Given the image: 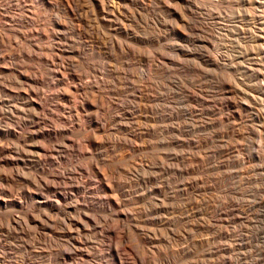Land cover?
Masks as SVG:
<instances>
[{
    "label": "rangeland",
    "instance_id": "1",
    "mask_svg": "<svg viewBox=\"0 0 264 264\" xmlns=\"http://www.w3.org/2000/svg\"><path fill=\"white\" fill-rule=\"evenodd\" d=\"M212 4L0 0V264H264V153L241 121L229 148Z\"/></svg>",
    "mask_w": 264,
    "mask_h": 264
},
{
    "label": "bare ground",
    "instance_id": "2",
    "mask_svg": "<svg viewBox=\"0 0 264 264\" xmlns=\"http://www.w3.org/2000/svg\"><path fill=\"white\" fill-rule=\"evenodd\" d=\"M212 5L214 54L209 60L215 72L216 104L229 108V132L234 138L229 148L235 150L239 146L236 145L238 138L244 134L237 127L239 121L247 122L252 134L260 142L253 155L260 157L264 153V123L258 122L261 123L259 129L253 123L261 120L264 114L254 112L253 106L264 101V0H213ZM3 149L0 147L1 152ZM116 258L118 264L126 263V258L119 250Z\"/></svg>",
    "mask_w": 264,
    "mask_h": 264
}]
</instances>
